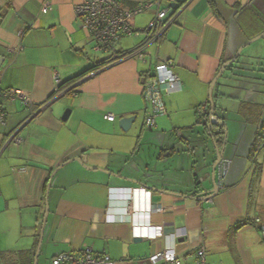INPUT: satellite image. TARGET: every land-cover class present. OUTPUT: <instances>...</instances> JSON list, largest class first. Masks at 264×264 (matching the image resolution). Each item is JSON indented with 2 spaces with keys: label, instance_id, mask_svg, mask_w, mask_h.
Here are the masks:
<instances>
[{
  "label": "crops",
  "instance_id": "obj_1",
  "mask_svg": "<svg viewBox=\"0 0 264 264\" xmlns=\"http://www.w3.org/2000/svg\"><path fill=\"white\" fill-rule=\"evenodd\" d=\"M85 1L0 0V56L5 58L0 87L19 89L33 102L26 107L20 100H0L6 113V122H0V264H31V259L35 264L47 205L37 264L85 249L108 255L114 264H152L151 256L166 251H174L180 264H201V249L205 264H264V150L250 159L264 102L224 93L226 82H218L213 95L226 126L223 135L208 127L209 105L206 114L198 111L208 104L221 66L264 33V0L245 5L242 0H183L177 11L170 8L169 16L179 15L150 42L145 61L123 57L93 72L75 96L60 98L63 104L48 102L56 73L70 81L105 59L96 56L103 52L96 51L76 16V6ZM117 1L124 10L151 4L132 20L139 35L116 43L120 53H127L144 41L157 6L154 0ZM45 3L49 8L43 11ZM262 54L244 60L242 52L226 70L232 80L248 83V94H256L255 80L264 81L257 77L264 75ZM168 61L182 87L166 94L167 115L148 129L143 81L159 62ZM67 109L71 115L63 121ZM106 114L116 121L105 120ZM132 117L136 121L122 131L119 121ZM16 132L21 143H9ZM222 138L226 145L219 147L229 168L224 178L218 176L213 201H201L214 189L207 167L213 169L217 157L209 150L215 145L202 149L200 144ZM177 140L188 150L184 156L177 154ZM77 158L85 166L72 161ZM16 229L20 239L10 244ZM18 249L23 259L12 256Z\"/></svg>",
  "mask_w": 264,
  "mask_h": 264
},
{
  "label": "built area",
  "instance_id": "obj_2",
  "mask_svg": "<svg viewBox=\"0 0 264 264\" xmlns=\"http://www.w3.org/2000/svg\"><path fill=\"white\" fill-rule=\"evenodd\" d=\"M174 0H154L153 5L157 6L155 18L150 23L146 33L145 39L136 51L128 56H137L138 59L145 61V52L150 46V42L158 40L162 34L175 23L177 13L169 16L171 10L170 5ZM163 3H167L166 8H161ZM151 4L140 3L132 10H124L120 7L117 0H86L83 4L76 6L75 13L77 18L82 22V27L87 35L93 40L97 52L108 54L114 63L122 60L121 54L117 48L116 43L125 37L139 35L132 26V20L135 16L142 14L150 7ZM49 4L45 3L42 7L43 11L48 10ZM92 77L93 74L86 77ZM85 77V78H86ZM55 88L58 90L62 80L56 73L54 76ZM182 87V82L179 76L173 70L172 62H159L152 74L148 75L143 81V93L146 102L149 105V114L146 118V126L152 129L156 126V119L160 116L167 115V108L165 102L166 94H169ZM61 95V94H60ZM58 95V96H60ZM75 96V94H73ZM0 100H20L26 107L32 106L31 98L19 89H2L0 87ZM208 109V104L199 107L198 111L205 114ZM104 119L109 122H114L116 116L114 114H106ZM0 122H6V113L0 106ZM17 144L21 143L18 137L9 139ZM229 163L222 161L219 165V178L222 179L228 171ZM210 199L207 202H212ZM157 212H162L161 208ZM259 223V219L255 220ZM262 239L264 242V225L261 226ZM198 257L201 264H205V251L199 250ZM152 264H180L174 251H166L151 256ZM53 264H114L108 255H96L91 249H85L78 253H63L58 255Z\"/></svg>",
  "mask_w": 264,
  "mask_h": 264
},
{
  "label": "water",
  "instance_id": "obj_3",
  "mask_svg": "<svg viewBox=\"0 0 264 264\" xmlns=\"http://www.w3.org/2000/svg\"><path fill=\"white\" fill-rule=\"evenodd\" d=\"M181 1H183V0H174V2L171 3L170 8H172L174 11H177V9H179L178 6L181 3ZM248 1L249 0H242V4L245 5ZM178 15H177V17H178ZM262 37H264V33H262L261 35L257 36L256 38L248 41L246 44L242 45L239 48V50L236 52L235 56L231 60H229L228 62L224 63L221 66L218 74L216 75V77L212 81V83L210 85L209 92H208V94H209V100H208L209 102H208V105L210 107V111L208 113V116H209V124H208V127H209L210 130H212L214 127L219 126V125L222 124L221 119L216 114L217 113V106H216V104L214 102V98H213V90H214L216 84L218 83V80L223 76L224 72L228 69V67L230 65H234L236 63V61L240 58V56L242 55L243 50L246 47H248L251 44H253L254 42L258 41ZM4 63H5V58L2 57V56H0V69L3 67ZM91 78L92 77L89 76V77H86V78L82 79L80 82H78L77 84H75L74 86H72L70 89H74V88L80 87L82 84H84L85 82H87ZM62 95H65V94L62 93L60 96H57L56 98H54L50 102L51 103H54V102L58 101L62 97ZM70 115H71V110L70 109H67L64 112V115L62 117V120L63 121H67L68 118L70 117ZM35 116H37V114H35L31 119H33ZM135 121H136V118L135 117H132V118H122L119 121V126L122 129V131L127 132L131 128L132 124ZM17 133L18 132H16L13 135V137H16L17 136ZM8 142L11 143L12 141L9 140ZM214 145H215V148H216L215 150H216V154H217V159H216V162L214 163L213 169H212V179H211L212 180V183H213V186H214V189L212 190V193L209 194V196H206V197L202 198L201 201H209L210 199H213V197H215L216 194L219 192V188H218V185L216 183V175H217L218 166L223 161V149L224 148L222 150H220V147L216 144V142H214ZM225 145H226V141L223 142V146L224 147H225ZM72 161H77L81 165L85 166V160L82 159V158H77V159H74ZM93 169H97V168H93ZM97 170H100V169H97ZM48 189H50V184H49V188ZM48 210L49 209H48V205H47L46 214H45L44 221H43V228L41 230V237H40L38 249H37L36 256H35V264H37L38 255H39V252H40V249H41V245H42V241H43V237H44V230H45V226H46L47 218H48Z\"/></svg>",
  "mask_w": 264,
  "mask_h": 264
},
{
  "label": "rangeland",
  "instance_id": "obj_4",
  "mask_svg": "<svg viewBox=\"0 0 264 264\" xmlns=\"http://www.w3.org/2000/svg\"><path fill=\"white\" fill-rule=\"evenodd\" d=\"M259 35H261V34H259ZM259 35H257V36H259ZM257 36H255V37H253V38H251V39H249L248 41H250V40H252V39H254V38H256ZM248 41H246V43L248 42ZM125 45L127 46L128 45V42L127 41H125ZM264 53V37H262L260 40H258V41H256L255 43H253L252 45H250V46H248V47H246L244 50H243V59L244 60H246V56H251V55H254V54H256V55H259L260 53ZM96 54V56L97 57H99V58H101V59H103V58H107L108 56L106 55V54H104V53H95ZM262 55H264V54H262ZM257 72V71H256ZM256 72H252V74H254V73H256ZM230 74L229 73V71H226L225 72V74L219 79V83L220 84H224L225 82H226V88H224L223 89V91H224V93H227V94H237V96L238 97H240V96H242V97H244L245 99H246V101L248 100V101H253V102H255V101H260V102H264V95L263 94H261L260 95V93L259 94H257V92H263L264 91V81H262V80H260V79H258V80H255L254 81V88H252V90H255V91H257L256 92V94L257 95H259V97L254 93V94H252V93H250V94H248L247 92L248 91H246L247 90V88H248V83L247 82H245L244 84H243V82L241 83V81H237V80H232L231 78H230V76H228V75ZM258 74V73H257ZM256 74V75H257ZM227 75V77H225ZM260 76H264L263 74H259L257 77H260ZM227 78V79H226ZM235 79H237L236 77H235ZM253 82V81H252ZM234 88H237V89H235V92H234ZM243 89H245V90H243ZM254 92V91H253ZM213 98H214V95H213ZM64 99V98H63ZM63 99H59L58 101H56V102H54V103H57V104H63V103H61L62 102V100ZM208 99H209V94H208ZM207 99V100H208ZM228 104V106H231V103H227ZM231 115V114H230ZM232 116V115H231ZM116 121V120H115ZM121 129V128H120ZM149 129V128H148ZM145 130V133L147 132V134H146V137H148L149 138V136H150V132H149V130ZM122 130V129H121ZM149 132V133H148ZM178 141V144L177 145H179L178 146V148H177V154L179 153V155H183L184 156V151L186 152V151H188L187 149H186V146L184 145V143L183 142H181V141H179V140H177ZM225 141V140H224ZM176 142V141H175ZM197 145V144H196ZM200 145H202V149L203 148H205V149H207L208 147H211V146H213L214 145V143L212 144L211 142H209L207 139H204V142H202L201 141V144ZM214 147V149H209V150H212L211 151V154L212 153H214V151L213 150H215L216 148H215V146H213ZM216 151V150H215ZM147 152V151H146ZM213 156H215V154H213L211 157H212V159H215V157H213ZM216 157H217V154H216ZM200 159H201V161H202V157H200ZM211 159V160H212ZM204 162V161H203ZM204 164V163H203ZM204 166L205 165H203L202 167L204 168ZM207 170H210V172L209 173H211V170H212V168H211V166H208L207 167ZM45 217V216H44ZM42 220H44V219H42ZM42 229V228H41ZM20 231V229L18 230V229H16V236L11 240V243L10 244H12V242H13V240L15 241V240H19L20 239V236H21V234L20 233H18ZM10 242V241H9ZM9 242H7V243H9ZM16 242V241H15ZM46 242V241H45ZM19 244V243H18ZM21 250H16L15 252H14V254L12 255L13 257L15 256V254H16V258H19V259H23V256H24V254L23 253H21L20 252ZM11 255V254H10ZM48 257H49V259L52 257L51 256V252H49V255H48ZM46 260H48V258H46Z\"/></svg>",
  "mask_w": 264,
  "mask_h": 264
},
{
  "label": "trees",
  "instance_id": "obj_5",
  "mask_svg": "<svg viewBox=\"0 0 264 264\" xmlns=\"http://www.w3.org/2000/svg\"><path fill=\"white\" fill-rule=\"evenodd\" d=\"M137 48L133 49V50H130L128 51L127 53L125 52H121V54H123V57H126L127 55L129 54H132L136 51ZM108 55V54H107ZM122 57V58H123ZM239 60V59H238ZM238 60L236 61V63L238 62ZM235 63V64H236ZM114 64V60H112L110 58V56L108 55L107 58H105L104 60L100 61V62H96L94 63V65H92L90 67V69H88L82 76L78 77V78H75V79H72L70 81H62V83L59 85L58 87V90L55 92L52 93V95L50 96L49 101L53 100L54 98H56L58 95L64 93L65 95H62V97L64 96H68V95H73V94H77V88H74V89H70L72 86H74V84L76 82H78L80 79H82L83 77L95 72V71H98L99 69H102L106 66H110ZM233 65H230L228 68L232 67ZM66 92V93H65ZM61 97V98H62ZM256 107V106H255ZM264 116V115H263ZM223 119H221V122L222 124L219 125V126H216L214 127L211 132H213V134H215V131H217L218 133H220L221 135L225 134V129H226V126L225 124L223 123L222 121ZM153 129V128H152ZM223 141H224V138H222L221 140L217 141V144L218 146L219 145H223ZM262 150H264V118L262 120L259 121V123L257 124V135H256V139L251 147V152H250V159L251 160H254V158L256 157V155L261 152ZM223 161H226L223 159ZM227 162V161H226ZM218 176H219V166H218V170H217V175H216V183L218 181ZM225 177V176H224ZM223 177V178H224ZM50 182V179L48 180V183ZM81 252V251H79ZM64 252L62 253H59L57 254L51 261V263L53 264V261L54 259L60 255V254H63ZM68 253H71V252H68ZM72 253H78V252H72ZM71 253V254H72ZM31 264H32V259H31Z\"/></svg>",
  "mask_w": 264,
  "mask_h": 264
},
{
  "label": "clouds",
  "instance_id": "obj_6",
  "mask_svg": "<svg viewBox=\"0 0 264 264\" xmlns=\"http://www.w3.org/2000/svg\"><path fill=\"white\" fill-rule=\"evenodd\" d=\"M91 74H93V73H91ZM89 75H90V74H89ZM85 77H86V76H85ZM85 77H83L82 79H84ZM82 79H80L78 82H80ZM78 82H76L75 84H77ZM75 84H74V85H75Z\"/></svg>",
  "mask_w": 264,
  "mask_h": 264
}]
</instances>
